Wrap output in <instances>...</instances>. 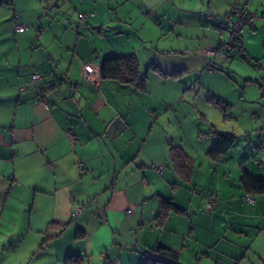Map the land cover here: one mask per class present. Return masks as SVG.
Returning <instances> with one entry per match:
<instances>
[{"label":"crops","instance_id":"1","mask_svg":"<svg viewBox=\"0 0 264 264\" xmlns=\"http://www.w3.org/2000/svg\"><path fill=\"white\" fill-rule=\"evenodd\" d=\"M235 1L0 4L12 10L0 13V264L103 254L108 264H143L157 246L181 264H264V193L240 180L245 170L264 179V0H250L256 19L229 63L216 60L209 72L203 55L227 36ZM42 4L62 22L38 15ZM128 54L147 66L141 90L99 75L104 58ZM83 64L94 82L80 77ZM211 105L232 131L203 112ZM236 131L226 153L208 154L217 133ZM170 145L187 155V171Z\"/></svg>","mask_w":264,"mask_h":264},{"label":"trees","instance_id":"2","mask_svg":"<svg viewBox=\"0 0 264 264\" xmlns=\"http://www.w3.org/2000/svg\"><path fill=\"white\" fill-rule=\"evenodd\" d=\"M4 0H0L2 4ZM157 69L154 65L149 66ZM99 75L103 79H115L120 83L129 84L138 90L143 89L146 81V71H141L140 63L136 55L128 54L123 56L106 57L101 61L99 67ZM42 92H39V98ZM218 103V102H217ZM237 136L232 133H217L216 140L210 147L208 154L211 157H218L228 151L235 143ZM170 156L175 162L178 171L181 169L187 171L188 157L185 155L181 147L170 145ZM241 183L248 192L264 193V179L253 176L246 170L241 176ZM176 208L172 203L163 202V207ZM161 215V212H160ZM68 264H82L79 259L73 258ZM143 264H181L176 252L165 246H157L153 250L145 252Z\"/></svg>","mask_w":264,"mask_h":264},{"label":"built area","instance_id":"3","mask_svg":"<svg viewBox=\"0 0 264 264\" xmlns=\"http://www.w3.org/2000/svg\"><path fill=\"white\" fill-rule=\"evenodd\" d=\"M250 0H236L231 8L230 12L227 14L228 20H230V25L227 29V36L225 38L222 37V29H220V40L214 46H208L203 48V55L208 60L207 70L209 72L215 71V62L216 60H225L230 59L232 56V51L234 48H238L241 46L242 37L241 34L245 27L253 26L254 19H256L255 13L249 10ZM205 16H209L205 13ZM87 17L86 13H79L78 18L83 20ZM15 31H23L25 26L23 24L17 23L14 26ZM80 77L88 82H94L96 78V71L90 64H83L81 70L79 71ZM40 75L37 72H33L30 75V80L35 82L38 80ZM39 101L48 105V100L45 95L42 94ZM246 200L248 202H253V197L248 194L246 196ZM207 206L209 208L215 205L214 196L210 195L206 199ZM81 211L80 208H75L72 212V215H78ZM131 210L128 209L127 212Z\"/></svg>","mask_w":264,"mask_h":264},{"label":"rangeland","instance_id":"4","mask_svg":"<svg viewBox=\"0 0 264 264\" xmlns=\"http://www.w3.org/2000/svg\"><path fill=\"white\" fill-rule=\"evenodd\" d=\"M11 12L12 13V10H11V8L9 7V6H7V5H4L3 7H1L0 8V13H1V15H3V16H5L6 14H7V12ZM35 11H38L39 12V10H35ZM40 11H41V9H40ZM36 13V12H35ZM40 14H42L43 16H44V18H48V19H50L51 21H57V22H62V17H64V16H62V15H64V14H61V13H59L58 12V10H56V11H54V13H52L51 14V12H48V8H47V6L45 5V4H42V13H39L38 15H40ZM43 16H41V17H43ZM67 20V19H66ZM79 21V20H78ZM63 26L64 27H62L61 29L62 30H64V29H68V26L67 25H65L64 23H63ZM67 26V27H66ZM74 29H75V27H74ZM74 29H71V30H74ZM75 35H76V33H75ZM130 40H132V42H134V41H136V38H130ZM126 41V39H124L122 42H125ZM136 52V54H138L139 56H141L142 54H140L141 52H139V50H135ZM142 52H143V50H142ZM103 55V54H102ZM102 57V56H101ZM240 56H238L237 58H239ZM223 61H225V62H228L229 63V59H225V60H223ZM140 69H141V71L143 72V71H146V69H147V66L146 65H144V62L143 61H141L140 60ZM226 66V65H225ZM216 68H217V66H215ZM227 67V66H226ZM226 67H225V69H226ZM218 69L220 70V66L218 67ZM223 72H226L225 70H223ZM200 96V95H199ZM202 96H200L199 98L202 100V98H201ZM200 107H202V104H201V102H200V106H199V108ZM202 110H203V112H205L206 113V115L208 116V118L211 120H214L215 122V124H218V127H219V129L220 130H223V131H232V127L233 126H235L234 125V123H233V121L231 120V119H227V121L225 122V123H223V124H219L218 123V120H219V118H220V112L218 111V109H216L215 107H214V105H211L209 108L207 107V106H204L203 108H202ZM215 118V119H214ZM220 121V120H219ZM235 135H237V140H240V133H241V131H236V132H233ZM242 134V133H241ZM255 146H259L260 148H261V144L258 142V141H255V144H254ZM262 147H264V146H262ZM126 248H128V249H131V246H127ZM83 264H108V262H107V257H106V255L105 254H103V255H94V256H90V257H86L85 258V260H84V262H83Z\"/></svg>","mask_w":264,"mask_h":264}]
</instances>
